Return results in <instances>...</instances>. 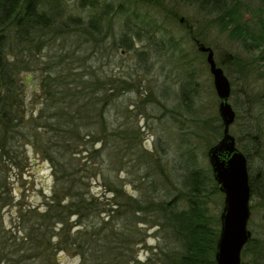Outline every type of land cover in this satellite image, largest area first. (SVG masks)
<instances>
[{"label":"rangeland","instance_id":"obj_1","mask_svg":"<svg viewBox=\"0 0 264 264\" xmlns=\"http://www.w3.org/2000/svg\"><path fill=\"white\" fill-rule=\"evenodd\" d=\"M60 1L66 10L64 18L71 15L84 21L89 19L90 7H82L81 0ZM97 2H100L103 13L99 12V15L111 19L103 21V28L109 33L101 44V50L91 43L82 45V36L72 32L50 41L40 53V58L36 59L37 66L40 62L49 68L58 65L57 69H64V75L69 78L72 64L82 66L79 65L80 58L89 56L86 65L100 71V77L118 78L133 73V83L136 86L140 84L129 91L115 89L116 96L104 105L105 123L115 135L110 136L106 145L99 141L93 146L100 151L91 159L92 163L95 161L94 168L88 171L92 176L85 177L90 182L88 192L98 196V200L107 207L108 199L122 201L127 195L142 200L153 196L171 199L184 188L182 180L188 166L184 161L191 162L189 148L197 157V165L211 168L207 150L222 136L223 126L219 127L222 119L213 76L206 54L198 49V39L213 48L218 64L231 81L229 101L236 111V118L230 132L235 136L237 146L248 155V171L255 178L248 220L252 238L247 244L248 252L242 253L241 261L252 264L258 246L263 254L260 261L264 262V63L259 58V51L264 50V0H243L245 23L252 33L262 34L259 44L252 43L249 47L241 38L230 35L228 30H221L214 14L184 0ZM106 3L111 6L109 9L105 8ZM127 21L143 26L158 24L156 28L182 39V43L176 49L160 51L155 42L162 36L159 31L155 35L149 33L142 34V38L137 37L132 49H115L112 44L127 26ZM140 51L146 52L145 58ZM229 54V59L221 63L220 58ZM235 57L240 59V65L234 63ZM76 69L80 71V68ZM44 73V69L35 65L30 71H22L18 75L20 100L27 110L26 118L37 116L46 101L42 83ZM185 82L195 94L187 102L189 107L181 99V88ZM146 97L151 100L147 102ZM101 104L102 101L96 103V108ZM137 105L143 110H139ZM120 124L127 129L130 138L121 136L124 133L118 128ZM27 142L23 138L21 147H16L15 151L12 148L11 157L0 155V222L7 230L17 231L20 214L26 209L45 210L54 185L51 161ZM78 155L83 156L85 152ZM118 187L123 190L121 196L115 192ZM223 200L224 194L221 191L216 193L208 200L209 212L220 217ZM123 214L119 212L113 221L108 220L110 226L117 228L124 224L126 233H121L125 234L122 238L125 240L128 234L133 240L131 249L135 259L131 264L145 262L152 253L160 252L166 244L167 229L149 220L145 223L134 217L126 220L121 216ZM135 216H141V213ZM79 227L75 226L73 230ZM82 227H85V222ZM79 262V255L60 252V264ZM157 264L162 263L159 261Z\"/></svg>","mask_w":264,"mask_h":264},{"label":"trees","instance_id":"obj_2","mask_svg":"<svg viewBox=\"0 0 264 264\" xmlns=\"http://www.w3.org/2000/svg\"><path fill=\"white\" fill-rule=\"evenodd\" d=\"M184 1L214 14L220 29L241 38L246 47L259 44L262 34L252 33L245 23L243 0ZM80 4L84 8L90 7L91 13L86 21L79 16L64 18L66 10L60 0H0V155L11 157V149L15 151L16 147H21L24 138L51 161L54 175L45 210L26 209L20 214L17 231L5 229L0 222V264H60L62 251L79 255V264H131L135 259L131 249L133 240L128 234L125 240L122 238L125 234L121 233H126L124 224L117 228L110 226L108 220L113 221L119 212L124 213L121 216L126 220L133 217L142 223L149 220L168 231L166 244L160 252L152 253L147 261H138L137 264H157L159 261L162 264H217L215 252L220 217L209 212L208 200L220 189L212 169L196 164L197 157L191 148L188 149L191 162L184 161L185 166L188 165L182 180L184 188L171 199L153 196L142 200L127 195L122 201L108 199L107 207L98 196L88 192L90 182L85 177L92 176L88 171L94 168L95 161L92 163L91 159L100 151L93 146L99 141L106 145L110 136L115 135L105 123L104 105L116 96L115 89H134L140 84L133 83V73L118 78L100 77V71L86 65L89 56L80 58L79 65L82 66L72 64L69 78L64 75V69H57L58 65L49 68L40 62L37 66L36 59L50 41L72 32L82 36V45L91 43L101 50L109 33L103 25L109 17L99 15L102 7L97 0H81ZM105 5V8L111 7L108 3ZM126 24L112 44L115 49H132L137 37L149 33L155 35L159 31L162 36L155 42L160 51L176 49L182 43V39L156 28L158 24L143 26L131 21ZM145 53L142 52L144 58ZM230 56L221 57L220 62H226ZM259 58L264 63L263 49L259 51ZM233 61L240 65L238 57ZM35 65L44 69L42 83L47 97L37 116L26 118L27 110L20 100L18 75L30 71ZM186 82L181 88V99L189 107L187 102L195 94ZM150 100L146 97L147 102ZM101 101L97 109L96 103ZM137 108L143 110L141 106L137 105ZM222 126L219 124L220 128ZM118 128L124 133L123 138H130L122 124ZM81 152L85 155L79 156ZM99 155L102 157V153ZM254 179V175L249 174L251 195L255 192ZM122 191L119 187L115 190L117 196H121ZM137 213L141 216H135ZM84 222L85 227H82ZM75 226L81 228L73 230ZM251 238L242 253L248 252L246 248ZM262 255L257 246L252 264H264L260 261Z\"/></svg>","mask_w":264,"mask_h":264},{"label":"water","instance_id":"obj_3","mask_svg":"<svg viewBox=\"0 0 264 264\" xmlns=\"http://www.w3.org/2000/svg\"><path fill=\"white\" fill-rule=\"evenodd\" d=\"M196 42L199 51L206 54L219 97L218 112L223 124L222 136L207 150L214 179L224 194L215 259L217 264H240L243 247L252 236L248 228L251 213L248 159L230 132V126L236 118V111L229 101L231 81L218 64L213 48L198 39Z\"/></svg>","mask_w":264,"mask_h":264}]
</instances>
